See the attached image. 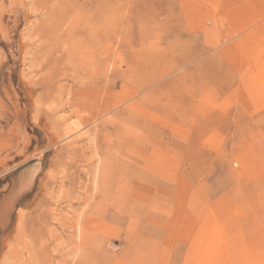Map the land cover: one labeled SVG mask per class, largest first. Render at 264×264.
Listing matches in <instances>:
<instances>
[{
    "label": "rangeland",
    "instance_id": "1",
    "mask_svg": "<svg viewBox=\"0 0 264 264\" xmlns=\"http://www.w3.org/2000/svg\"><path fill=\"white\" fill-rule=\"evenodd\" d=\"M2 6L0 264H264V0Z\"/></svg>",
    "mask_w": 264,
    "mask_h": 264
},
{
    "label": "bare ground",
    "instance_id": "2",
    "mask_svg": "<svg viewBox=\"0 0 264 264\" xmlns=\"http://www.w3.org/2000/svg\"><path fill=\"white\" fill-rule=\"evenodd\" d=\"M13 1V3H14V1L15 0H12ZM3 11V6H2V0H0V13ZM4 14V13H3ZM2 32V31H1ZM242 50V49H241ZM263 61V60H262ZM76 132V131H75ZM78 133V132H77ZM76 133V134H77ZM78 197V196H77ZM78 225V224H77ZM261 257V256H260ZM119 258V257H118ZM126 261V260H125ZM118 263H119V261H118ZM120 264V263H119Z\"/></svg>",
    "mask_w": 264,
    "mask_h": 264
}]
</instances>
